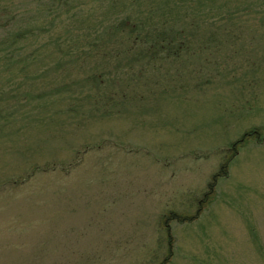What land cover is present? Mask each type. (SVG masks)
Instances as JSON below:
<instances>
[{
    "label": "rangeland",
    "instance_id": "1",
    "mask_svg": "<svg viewBox=\"0 0 264 264\" xmlns=\"http://www.w3.org/2000/svg\"><path fill=\"white\" fill-rule=\"evenodd\" d=\"M0 264H264V0H0Z\"/></svg>",
    "mask_w": 264,
    "mask_h": 264
},
{
    "label": "trees",
    "instance_id": "2",
    "mask_svg": "<svg viewBox=\"0 0 264 264\" xmlns=\"http://www.w3.org/2000/svg\"><path fill=\"white\" fill-rule=\"evenodd\" d=\"M121 25L123 26V31L128 36H132L137 31L135 29L136 28L135 25L134 24H131L129 21L127 22L126 20H123ZM134 38L138 39V35H136ZM142 40H140V41H142ZM136 41H138V40H136Z\"/></svg>",
    "mask_w": 264,
    "mask_h": 264
}]
</instances>
